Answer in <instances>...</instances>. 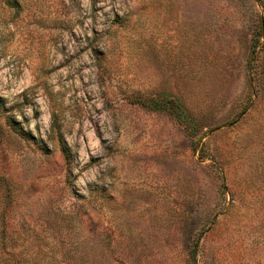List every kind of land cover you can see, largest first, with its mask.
<instances>
[{
    "label": "rangeland",
    "instance_id": "obj_1",
    "mask_svg": "<svg viewBox=\"0 0 264 264\" xmlns=\"http://www.w3.org/2000/svg\"><path fill=\"white\" fill-rule=\"evenodd\" d=\"M13 1L0 264H264V0Z\"/></svg>",
    "mask_w": 264,
    "mask_h": 264
},
{
    "label": "trees",
    "instance_id": "obj_2",
    "mask_svg": "<svg viewBox=\"0 0 264 264\" xmlns=\"http://www.w3.org/2000/svg\"><path fill=\"white\" fill-rule=\"evenodd\" d=\"M9 1V3L11 4V5H14L15 6V2L13 1V0H8ZM146 103V102H145ZM169 103H171L169 100H167V101H165L164 103H162V104H157V105H162V107H167V108H170V106H169ZM0 107H1V105H0ZM154 107H158L159 108V106H154ZM179 109H180V107H179ZM179 114L181 115V116H184V115H182L181 114V110H179ZM64 150H66V146H64V148H63Z\"/></svg>",
    "mask_w": 264,
    "mask_h": 264
}]
</instances>
